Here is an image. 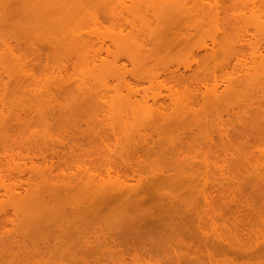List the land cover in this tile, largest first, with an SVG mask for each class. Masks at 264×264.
Here are the masks:
<instances>
[{"label":"rangeland","instance_id":"374dc122","mask_svg":"<svg viewBox=\"0 0 264 264\" xmlns=\"http://www.w3.org/2000/svg\"><path fill=\"white\" fill-rule=\"evenodd\" d=\"M202 1L228 23L245 5ZM106 4L82 0L75 16L105 35L128 34L142 67L132 66L127 52L102 45L101 57L125 65L120 76L95 75L108 83L102 90L78 72L46 7L38 0H0V111L6 121L0 130V264H254L242 255L251 227L244 225L250 215L238 207V169L244 147L264 141V94L252 90L241 68L200 72L207 57L197 47L208 42L202 14L194 30L173 38L153 21L143 28L137 20L113 21ZM190 52L196 56L188 58ZM115 91L149 102L160 92L161 117L142 134H127L115 112L121 109ZM171 91L189 102L190 113L174 112L165 97ZM256 106L261 111L246 119L243 110ZM90 118L96 125L85 124ZM109 177L126 184L128 195L90 198V180ZM6 188L42 202L31 200L38 205L22 208V215Z\"/></svg>","mask_w":264,"mask_h":264},{"label":"bare ground","instance_id":"6f19581e","mask_svg":"<svg viewBox=\"0 0 264 264\" xmlns=\"http://www.w3.org/2000/svg\"><path fill=\"white\" fill-rule=\"evenodd\" d=\"M38 1L47 8V10L44 8L48 14L45 17L50 18L49 22L45 18L47 22L54 23L55 27L59 26V36L66 41V50L71 54L73 53L79 62L80 69L78 72L93 78L96 84H100L102 90L107 89L108 83L105 82V79L98 81L96 76L106 78L113 75L116 77L120 76L121 71L125 69V65L119 64L115 59L100 56L98 49L102 45H106L108 48V43L116 50L127 52L126 56L130 64L138 70L141 69L139 49L133 51L134 41L128 34H124L120 29L118 32H114V30L107 31L105 35L103 32H99L96 27L91 28L90 23L84 16L76 18L75 15L79 14L82 0ZM105 2H107L108 15L113 21L135 22L137 20L141 28L153 21L161 30H165L173 38L176 32L181 35L183 32L194 30L196 27L195 17L202 14L207 23L205 37L208 38V42L202 41L197 47L202 49V56L207 57V65L203 68L198 67L200 72L208 76L215 74L216 71L241 68L245 77L248 78V85L252 90L255 93L264 94V0H242L245 3L244 8L234 15L235 21L232 23L223 22L224 19L219 17V13L213 12L212 8H208L202 0H190L193 6H186L184 1L181 0H105ZM69 21L75 22L70 25L65 24ZM231 30H235L234 35L230 34ZM153 31L154 29H151L149 32L153 33ZM249 31H252L253 34H250ZM195 56L196 53L190 52L188 54V58ZM6 61L8 64L12 62V60ZM184 64L185 67H188L187 60ZM170 73L174 74L173 71H170ZM82 84H84V80H81L80 85ZM76 88L77 92H83L79 85H76ZM168 93L165 97L172 102L174 112L180 116L190 113L188 111L192 109H189V102L185 98L174 96L172 91ZM88 94L97 98V93L88 91ZM159 95L160 92L153 93L151 102H149L147 98L142 97L139 100L135 94L129 92L122 94L115 91V102L121 106V109L115 112L123 118L124 123L122 126L127 134L128 131H131L140 135L139 133H143L156 124L159 116L161 117L162 110L158 100ZM210 95L216 97V90L210 92ZM96 105L94 104V106ZM110 108L112 109L111 105ZM243 111L246 119L252 120L255 114L261 111V108L259 106L255 108L248 107ZM129 118L134 122L127 123ZM4 119V115L0 111V130H3L2 128L6 125ZM92 120L95 119L92 118ZM78 122L75 121V126L79 125ZM86 122L88 123L85 124H90V126L93 124L91 118L87 119ZM1 162L5 163L0 159ZM238 175L241 188V201L238 207L241 214L250 215L249 222L244 223V225L251 227L249 240L246 241L244 238L242 242V255L245 258H254V264H264V141H255L252 143V147H244L240 157ZM94 179L96 178H93V184L90 180V186H88L89 197L95 199L94 201L104 199L121 200L129 193L126 184L120 183L119 179V181L117 179L110 181L112 180L110 177L109 180L100 178L99 180L102 179L101 182H95ZM4 195L14 209L19 210V212L22 210V215L29 212L28 208L32 207L33 204L42 202L34 195L28 196L26 199L24 196L21 198L20 191L15 188L4 189ZM203 197L207 200L205 195ZM35 199L38 202L32 201L30 203L31 200ZM205 200V205H209L210 202L206 203ZM24 207L28 209L26 212H23Z\"/></svg>","mask_w":264,"mask_h":264}]
</instances>
